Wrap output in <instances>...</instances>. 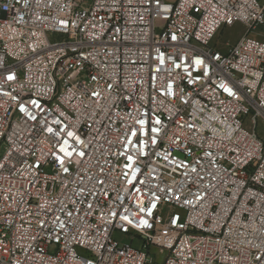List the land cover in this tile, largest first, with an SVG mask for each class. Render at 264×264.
I'll list each match as a JSON object with an SVG mask.
<instances>
[{
  "label": "built area",
  "instance_id": "obj_1",
  "mask_svg": "<svg viewBox=\"0 0 264 264\" xmlns=\"http://www.w3.org/2000/svg\"><path fill=\"white\" fill-rule=\"evenodd\" d=\"M257 28L264 0H0V264H264Z\"/></svg>",
  "mask_w": 264,
  "mask_h": 264
},
{
  "label": "rangeland",
  "instance_id": "obj_2",
  "mask_svg": "<svg viewBox=\"0 0 264 264\" xmlns=\"http://www.w3.org/2000/svg\"><path fill=\"white\" fill-rule=\"evenodd\" d=\"M244 32V28L240 25H236L233 28H224L222 29L221 33V38L222 40L228 41L230 43L235 42ZM251 36L256 37L257 39H260L262 41H264V28H257L256 30H253L250 34ZM51 40H53V37H50ZM258 134L259 136L264 140V128L263 127H259L258 129ZM116 238H118L119 240H121L122 242H125L124 238H121L119 236H116ZM134 246H138V242L133 241ZM153 254H157L158 250L156 248H154L152 250ZM159 262H161L163 260V254L159 255Z\"/></svg>",
  "mask_w": 264,
  "mask_h": 264
},
{
  "label": "crops",
  "instance_id": "obj_3",
  "mask_svg": "<svg viewBox=\"0 0 264 264\" xmlns=\"http://www.w3.org/2000/svg\"><path fill=\"white\" fill-rule=\"evenodd\" d=\"M125 240V239H124ZM139 244V243H138Z\"/></svg>",
  "mask_w": 264,
  "mask_h": 264
}]
</instances>
